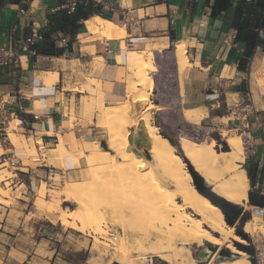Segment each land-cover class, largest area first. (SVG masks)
I'll return each mask as SVG.
<instances>
[{
	"label": "crops",
	"instance_id": "crops-1",
	"mask_svg": "<svg viewBox=\"0 0 264 264\" xmlns=\"http://www.w3.org/2000/svg\"><path fill=\"white\" fill-rule=\"evenodd\" d=\"M263 1L230 0L226 10L212 16L213 0H78L88 13L87 19H81L84 28L77 32L72 41L65 31L50 33L54 46L64 47L62 53L52 55L38 52L35 56L21 54L17 66L0 68V111L6 109V114H9L3 126L7 130L12 118L17 123L16 129L6 132L8 144L4 145V158L21 176L40 174L42 177V173L45 175L47 171L52 175L58 172L62 174L63 171L57 170L55 165L47 169L50 162H42V158H39L36 163L28 157L22 147H17L22 146V138L31 141L38 150L39 144L35 143L38 136L43 146L58 145L60 137L71 152H78L81 147L84 150L94 149L103 138L94 125L95 119L90 121L87 115H83L82 98L95 97L98 90L102 92L105 103L114 104L125 98L132 52L146 50V46L154 47L155 44L167 45L164 49L173 37L183 38L187 42L189 71L198 72L213 90H218L212 81L220 79L221 72L227 67L228 75L222 79L233 80L231 83L235 86L232 94L238 98L249 90L255 111L264 110V94H259L256 102L250 80L251 70L264 60V26L260 24ZM61 3L62 0H0V43L6 40L13 25H17L16 37L29 33L24 26L25 19L17 15L18 8H26L40 31L45 34L49 31L50 18L54 14L52 9ZM246 14L248 20L244 30L255 32L257 42L247 65L239 69L238 64L246 48L253 42L250 40L246 43L237 39V26L244 22ZM236 16L238 19H235ZM108 20L113 22L110 38H107L108 32L93 31L91 24L104 29L105 21ZM236 22L237 25L234 24ZM61 37L66 38V43L60 42ZM67 44L70 47H66ZM179 93L178 90V100H181ZM201 94V91L190 96L186 94L185 103L203 102L204 98L199 97ZM152 95L154 98L150 100L158 105L152 112V121L157 118L158 124L163 125L159 112L167 106L156 95ZM19 102L23 103L24 112L14 116L11 111L16 109ZM215 107L218 104L209 101L205 104L207 116L203 121L219 112ZM221 117H227L225 122L220 123L227 130L239 131L242 128L243 120L226 115ZM249 120L253 132V148L247 153L248 160L244 169L252 199L257 203L262 201L263 204H251L249 197L248 204L264 212V193L261 192L264 166L260 164V160L264 159V116L259 115L256 119L250 117ZM177 126L176 132L181 133L184 128L179 127V124ZM142 129L145 127L140 121L131 126L129 140H135L144 151L146 140L144 133L141 135L139 132ZM17 148L22 150V155H16ZM73 169L74 166L67 168V173Z\"/></svg>",
	"mask_w": 264,
	"mask_h": 264
},
{
	"label": "bare ground",
	"instance_id": "bare-ground-1",
	"mask_svg": "<svg viewBox=\"0 0 264 264\" xmlns=\"http://www.w3.org/2000/svg\"><path fill=\"white\" fill-rule=\"evenodd\" d=\"M91 26L95 33L103 31L104 33L108 32L107 38L112 36V21H105L104 29L93 24ZM171 45L173 46L177 70L181 74V71L190 64L186 44L183 40H175L171 42ZM165 46H158L157 51L162 50ZM153 54L151 49L132 52L129 81L126 87L127 94L121 103L116 102L114 105L105 106L104 97L100 90H98L97 96L90 97V101L86 98L82 103L83 114L87 115L93 111L99 112L96 113L97 115L100 114L101 118L96 120L94 124L98 128L105 129L107 148L114 153L109 154L108 150L100 148L97 144L94 149L84 150L81 147L78 152H71L66 148L64 139L60 137L58 139L56 155L59 160L57 164L61 169L64 170L65 168L60 162L64 158L73 156L74 153L75 157L73 156V158H77V160L72 161L70 157V160H67L70 163L66 164L72 163L74 165L75 163L80 166V159L83 158L90 174H92L90 176L93 177L96 184H104L103 176L99 174L104 173L105 170H108L105 173L108 176L121 174L123 177L120 180V185L116 186L118 188L113 189L107 183L108 189L113 190L110 189V194L104 197L105 200L100 201V195L94 193L96 188H90L86 181L83 180L84 183L68 181L59 191V197L52 204L47 203L44 214L54 217L65 227L74 228L76 231L88 234V236L93 233L91 237H93L92 246L94 249L92 250H98L100 256L107 252V246L111 244L113 256L104 264L113 262L139 264L148 253L151 254V258L162 259L166 262H172V264H199L183 257L184 252H188L185 247L188 244H196L201 248L198 259L206 261L205 264H250L248 254L233 244L234 240L247 245L246 239L235 234V226H230L225 222L220 208L207 196L198 192L185 162V160L188 161L193 170L203 177L212 192L234 204L247 208L249 206V179L242 165L244 162L243 140L240 135H229L226 130H223L221 136L226 142L228 150H222L215 148L216 143L212 138L196 141L189 137L180 136L178 147L182 154L181 157L174 144L163 136L152 123L150 110L156 106L150 102L149 94H151L150 90L154 85L152 73L157 68ZM136 100L140 102L142 107L135 116L131 117L129 115L130 103ZM198 114L196 108H188L185 110L183 118L195 124L197 119L207 116L206 112L200 114V117ZM139 121L146 128V139L149 141L148 152L154 165L145 157L141 147L132 148V142L129 140V128ZM35 143L42 144L39 136L36 137ZM25 148V152L30 151L31 153L32 151L33 153L34 151L28 145ZM116 155L120 159H117ZM156 168L161 170V176L155 173ZM125 176H128L131 181ZM116 179L114 178L112 181L118 183V177ZM103 184L101 188L105 189ZM114 184L117 185L116 183L112 185ZM169 184L173 187H170ZM103 188L101 190H104ZM2 190L0 187L2 194L0 202L7 193V191L3 192ZM40 197H44L43 194ZM101 197L103 199V196ZM61 200L75 203L76 207L73 209L63 207ZM103 206L110 210L111 219L109 220L119 225L124 232L128 230L138 231L145 240L146 238L149 239L153 233H157V243H154L156 245L151 246V243L148 250H145L141 255H135L136 257L133 258L132 249L125 243V237L119 232H109L111 228L109 229L104 223ZM262 222L260 214H252L244 222L243 230L251 235V232H255ZM212 232L218 233V236ZM176 242H179L180 245L177 246ZM205 242L217 246L213 253ZM100 243L104 245L102 246L103 253L100 249ZM223 247L231 252L233 260L220 255L219 251ZM178 258L180 261H177ZM102 262V259L98 261L92 255L89 264H102Z\"/></svg>",
	"mask_w": 264,
	"mask_h": 264
},
{
	"label": "rangeland",
	"instance_id": "rangeland-1",
	"mask_svg": "<svg viewBox=\"0 0 264 264\" xmlns=\"http://www.w3.org/2000/svg\"><path fill=\"white\" fill-rule=\"evenodd\" d=\"M164 40L167 41V39ZM164 40H160V41H164ZM175 40H183L184 43L186 44V51H187V42L183 38L181 39L179 37L171 38L170 42H168V47L160 51H157L158 48L157 44H155L154 47H152L151 45L146 46L147 49L153 50L154 52L153 58L157 66L156 71L152 73L154 79V85L152 87V90H150L151 94H149V99L154 98V96L152 95L153 93L154 95L157 96L158 100H161L167 106L165 109H162V111L159 112L163 125L158 124L157 118H155L154 121H152V123L158 128V131L163 136L167 137L174 144L176 151L181 155V157L182 154L178 147V140L180 136L189 137L196 141L209 140L212 138L215 140L216 149L228 150L226 142L221 136V132L223 130H226L229 135H240L242 140H243V136L245 135V133H241V130L229 131L227 130L228 128L226 126L220 124L221 122H225L227 120V117L223 118L221 117L222 115L230 116L232 118L236 115V113L230 114L232 109H234V107L232 106L235 104V101L237 99V97L234 94H232L235 85L231 83V81L233 80L222 79V77L228 75V69L226 67V69H224L221 72L220 79H213L212 81L213 82L212 84L216 85L218 90H213L212 87H210L209 84H207V80H204L198 72L189 71L187 69L188 66H186L185 69L182 70L183 72L181 71L180 74L177 70V65L175 63V58L173 54V46L171 45V42ZM248 69H249L248 71H250L249 66ZM263 71H264V60L257 67L252 69L250 74L251 88L255 96L256 102L258 100L257 97H259V94H264ZM129 74H130V66L128 67L127 82H126L127 84L129 81ZM252 75L254 76V78H252ZM247 77L249 78V74L247 75ZM178 90L180 92L179 96L182 98L181 100H178ZM198 91L202 92V94L199 97L204 98L203 102L199 101L195 103H185L186 94L190 96L192 93ZM125 98L116 102L121 103ZM85 99L86 97L82 98L81 100V109H82V103L84 102ZM87 100L90 101V97H88ZM221 100L223 101L219 102ZM208 101L210 103H214V105L218 104V107L215 108L218 109L219 112H217V114L212 116V118H208L203 121V117L201 118L200 116L206 112L205 104H207ZM150 102L153 103L151 100ZM111 103L113 102H107V103L104 102L105 106H111L116 104V103L114 104ZM130 104L131 105L129 108V115L133 117L138 113L142 105H140V102L138 100L131 102ZM155 106L156 108H158L157 104H155ZM192 106H196L195 108L197 109V112H199L198 115L200 117L199 120L197 119L195 121V124L193 122L183 119L185 110ZM153 110H155V108L154 109L151 108L150 110L151 118L153 115L152 114ZM236 111L240 112L241 114L243 113V111H239V108H237ZM96 112L98 111H93L92 113L87 114V116L90 118V121L92 120V118H94L95 121L101 118L100 114L97 115ZM82 113H83V109H82ZM218 115H220L219 117H221V119L218 117ZM72 119H74L73 114H72ZM177 124H179V127L184 128L181 133L176 132V129L178 128ZM16 128H17L16 120L15 118H12L6 131L0 129V138H1L0 140H2L0 144V150H2L0 153V187L3 189L2 190L3 192L7 191L6 195L3 197V199H1L2 201L0 202V264H89L92 255L95 259L97 258L98 261L102 259L103 260L102 264L108 262V260H110L111 257L113 256L112 255L113 248L111 244L107 246V252L103 253L104 250L102 246L104 245L100 243L101 245L100 249H102V253H103L102 256L104 257L103 258L98 253V250L96 249L92 250L94 249L92 246L93 237H91L93 233H90V235L88 236V234L81 233L78 230L76 231V229L74 228L65 227L64 225L60 224L54 217L44 214V209L47 207L48 204H52L57 199V197H59L60 194L59 191L63 188L64 183L68 181L83 182V183L84 181H86L90 188L93 187L96 188V191L94 193L96 195L97 194L100 195V197L99 196L98 197L100 198V201H103L105 200L104 197L108 196L114 188H118L116 186L120 185V180L122 179L123 176H121V174L108 176L105 174L107 173L108 170H105L104 173L99 174L100 176H103V179L105 181V182L103 181L104 184L103 183L96 184L93 177L90 176L92 174H90L89 168L84 162L83 158L80 159L81 161L80 166H77L78 164H75L74 162H73L74 165L72 163L66 164V163H70V161L67 162V160L70 159L72 161L74 159L77 160V158H73V156L75 157L74 153L73 156H70L71 158L69 157L70 159L64 158L63 159L64 162L63 161L60 162L62 166L65 168L63 170L57 164L59 163V160L57 159L58 156L56 155L58 145L51 144L48 146L47 145L43 146L41 144L39 145V150H38L35 149L34 144L31 141L27 142L24 138H22V146H17V147L18 148L22 147L24 151H26L25 147L28 145V147L33 149L34 154L32 153V151H31L32 154L30 153V151L26 152L28 157L34 159L36 163L39 162V158H42V162L51 163V165H49L47 169L52 168V165H55V168H57V170L60 169L63 172L62 174H60V172L57 171L58 173H56V175H52L50 172L47 171L45 175L42 173V177H40V174L37 176H33V175L29 176V174L28 176L27 175L21 176L17 171V169L4 158L5 157L4 145L8 144V140L6 138L5 141H3V138L4 136L7 137L6 132H8V130L10 132L11 130ZM98 129L100 130L101 138H103L98 143V146L104 149L103 145L106 142L107 134L104 128L99 127ZM139 132L141 135H143L144 133L143 136L145 137L146 140L143 153L145 157L149 159L150 162L154 165V162L151 160V157L148 152L147 145L149 144V141L146 139L147 138L146 128L142 129ZM215 135L218 136V140L215 139L214 137ZM131 144H132V148L140 147L135 140H132ZM66 148L68 147L66 146ZM17 149H16V155L17 156H19L20 154L22 155L21 153L22 150L21 149L17 150ZM105 149L109 151L108 152L109 154L114 153L112 150L108 148ZM247 153L248 152L244 148V162L242 164L243 167L246 161L248 160ZM116 158L120 159L118 155H116ZM71 166L74 167L76 166V167L70 173H67L66 169ZM155 170H156L155 173L156 174L158 173V175L161 176L162 174L161 170L157 168ZM117 177H118V183L114 180L112 181V179L114 178L115 180H117L116 179ZM125 177L128 178V176ZM85 179H89L90 181ZM128 179L130 180V178ZM112 182L116 183L117 185L115 184L112 185L113 184ZM107 183H109L110 187L112 186L113 189L110 188L111 191H109L110 189H108L109 186ZM102 184L105 187V189H108L107 191L103 187L102 188L104 190H101ZM169 186L173 187L171 184H169ZM209 193L212 196H219L214 192H212L210 188H209ZM41 194H43L44 197L41 198L40 197ZM1 195L2 194L0 193V196ZM101 196H103V199ZM61 206L68 207L69 209H73L76 207V204L69 201L61 200ZM102 211L104 213L105 225L109 229L111 228L112 230V231L109 230V232L110 233L119 232L125 237V243L132 249L131 253L133 258L143 254L145 250H148L151 243H152L151 246L156 245L154 243H157V239H156L157 233H153L149 239L146 238L145 240V238L142 237L141 233L138 231L133 232L131 230H128L124 232L123 230H121V227L119 225L109 220L111 218H110V210L108 208L103 206ZM232 212L234 214L232 216L235 219V224H234L235 227H243L244 222H246L252 216V214L253 215L260 214V216L262 217L263 222L258 225L255 232L254 231L251 232V235L247 233L248 238L246 239V241H247V245L252 247L255 252L256 264H264V229H263L264 212L258 211L250 206L245 208L238 204L234 205ZM242 216H244V222L242 221ZM176 245L179 246L180 243L176 242ZM185 247L188 250V252H184L183 257L187 258L189 261L192 262L194 261L199 264L206 263V261H200L198 259V253L201 251V248L196 246V244H192V245L188 244V246L185 245ZM151 257H152L151 254L148 253L143 259L145 262L142 260L140 263L141 264H172V262H166L162 259L156 260ZM177 261H180V259L178 258Z\"/></svg>",
	"mask_w": 264,
	"mask_h": 264
},
{
	"label": "built area",
	"instance_id": "built-area-1",
	"mask_svg": "<svg viewBox=\"0 0 264 264\" xmlns=\"http://www.w3.org/2000/svg\"><path fill=\"white\" fill-rule=\"evenodd\" d=\"M77 2L78 0H62V3L53 8L52 12L58 10V7L65 9L67 12H73ZM17 15L20 18L25 19L24 26L29 30V33L23 37H16L15 31L17 30V25H13L11 27L9 33L6 35V40L0 43V68L17 66L20 63L21 54L35 56L37 54L36 46L43 40V33L32 20V14L28 12L26 8H18ZM170 20L172 21V18ZM59 40L63 44L66 43L65 37H61ZM232 107H234V109H232L230 114L236 113L233 118L243 120L242 128L240 130L241 133H245L243 136L244 148L247 152H250L253 148V132L249 118L253 117L256 119L259 115L264 116V110L259 112L255 111L252 104L250 91H246L239 95ZM237 108H239V111H243V113L241 114L240 112H237ZM11 112L14 116H18L19 114L23 113V103L19 102L16 105V109L12 110ZM8 115L9 114H6V109L5 111H0V121L2 125L0 129L4 131H6V129L3 126V122L7 120ZM23 123H26V120H23ZM5 139L6 137L4 136L3 141H5ZM1 142L2 140H0V144ZM260 164L264 166V159L260 160ZM261 192L264 193V180L262 181Z\"/></svg>",
	"mask_w": 264,
	"mask_h": 264
},
{
	"label": "trees",
	"instance_id": "trees-1",
	"mask_svg": "<svg viewBox=\"0 0 264 264\" xmlns=\"http://www.w3.org/2000/svg\"><path fill=\"white\" fill-rule=\"evenodd\" d=\"M264 5V1L262 2ZM230 5V0H213V5L211 9V15L212 16H217L221 13V11H224L227 9V7ZM241 10L238 9V12L240 13ZM88 13L86 10H84V6L82 4H79V2L76 3L75 9L73 12H67L65 9L59 8L56 10L53 14V16L50 18V28L49 31H47L45 34H43V42L41 44H38L36 47L37 53H47V54H60L63 52L64 47H55L51 38H50V33L53 31H65L68 33L70 40L75 37L77 32L84 28V24L81 21V19H87ZM247 15L245 16V20L243 23H241L240 26L238 27V32H237V39L245 41L246 43L250 40H252V44L250 47L246 48L245 53L243 54V57L241 61L238 64L239 69H243L245 65H247V62L249 61L253 50L255 49V43L257 42V35L255 32L244 30V26L247 24ZM235 19H238V16L235 17ZM237 25V22L234 23ZM260 24L264 26V10H263V15L260 18ZM101 26V25H100ZM66 47H70L69 44H67ZM264 50V47H263ZM216 140H218V136H214ZM212 196V195H211ZM213 199L218 203V204H224V200L219 197V196H212ZM248 197H249V202L251 204H263L262 201L260 203H257L254 199L251 197V192H248Z\"/></svg>",
	"mask_w": 264,
	"mask_h": 264
},
{
	"label": "water",
	"instance_id": "water-1",
	"mask_svg": "<svg viewBox=\"0 0 264 264\" xmlns=\"http://www.w3.org/2000/svg\"><path fill=\"white\" fill-rule=\"evenodd\" d=\"M103 148H104V150H106L105 149V148H107L106 142L104 143ZM185 162L187 163V167H188L189 172H190V174L192 176L193 184H194L195 188L198 190V192H200L201 194L207 196L213 203H215L220 208L221 212L223 213V217H224L225 222L228 225H230V226H234L235 219L233 218V216L229 215V213L227 212V210L230 209L232 211L235 204L232 203V202H230V201H228V200H226L225 198H222V197L221 198L224 200L225 203L224 204H218L213 199V197L207 193L206 187L204 185V182L205 181H204L203 177L200 176L195 170H193V168L190 166V164H188V161L185 160ZM242 221L244 222V216H242ZM243 222H242V224H243ZM234 232H235V234H238V235H240L241 237H243L245 239L248 238L247 233L243 231V227H235ZM212 233L215 236H218V233H216V232H212ZM205 244H206V246H208L211 249L212 253L217 248L216 245L211 244L209 242H205ZM233 244L237 248L245 251L249 255L248 258L250 260V264H256L255 252H254V250H253L252 247H250L249 245L240 244V243H238V242H236L234 240H233ZM219 253H220V255L222 257H228L230 260H233V257H231V252L227 248H225V247L221 248V250L219 251ZM112 264H118V263L113 262Z\"/></svg>",
	"mask_w": 264,
	"mask_h": 264
},
{
	"label": "flooded vegetation",
	"instance_id": "flooded-vegetation-1",
	"mask_svg": "<svg viewBox=\"0 0 264 264\" xmlns=\"http://www.w3.org/2000/svg\"><path fill=\"white\" fill-rule=\"evenodd\" d=\"M204 185L206 187V190H207L208 194L210 195V193H209V188H210L209 185L208 184L206 185V183H204ZM227 212L229 213V215H231V216L233 215V212L230 209H228Z\"/></svg>",
	"mask_w": 264,
	"mask_h": 264
}]
</instances>
